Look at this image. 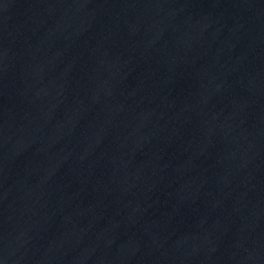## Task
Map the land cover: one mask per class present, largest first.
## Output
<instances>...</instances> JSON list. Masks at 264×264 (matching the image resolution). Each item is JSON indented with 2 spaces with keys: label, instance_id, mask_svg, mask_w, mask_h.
Returning a JSON list of instances; mask_svg holds the SVG:
<instances>
[{
  "label": "water",
  "instance_id": "95a60500",
  "mask_svg": "<svg viewBox=\"0 0 264 264\" xmlns=\"http://www.w3.org/2000/svg\"><path fill=\"white\" fill-rule=\"evenodd\" d=\"M0 264H264V0H0Z\"/></svg>",
  "mask_w": 264,
  "mask_h": 264
}]
</instances>
